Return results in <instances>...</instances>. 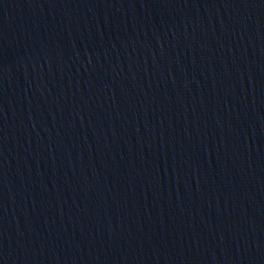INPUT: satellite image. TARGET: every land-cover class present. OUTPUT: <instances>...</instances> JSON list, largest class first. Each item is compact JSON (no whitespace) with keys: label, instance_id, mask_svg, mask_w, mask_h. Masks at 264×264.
Wrapping results in <instances>:
<instances>
[{"label":"water","instance_id":"water-1","mask_svg":"<svg viewBox=\"0 0 264 264\" xmlns=\"http://www.w3.org/2000/svg\"><path fill=\"white\" fill-rule=\"evenodd\" d=\"M0 264H264V0H0Z\"/></svg>","mask_w":264,"mask_h":264}]
</instances>
